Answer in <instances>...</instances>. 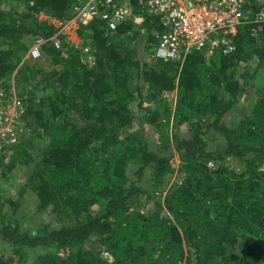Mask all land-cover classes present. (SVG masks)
<instances>
[{"label": "trees", "instance_id": "trees-1", "mask_svg": "<svg viewBox=\"0 0 264 264\" xmlns=\"http://www.w3.org/2000/svg\"><path fill=\"white\" fill-rule=\"evenodd\" d=\"M134 2L142 25L79 23L88 64L51 42L28 54L70 0H0V87L14 75L32 128L0 178L29 169L41 214L26 227L0 201V264H264V0H248L233 52L177 61L150 60L162 25Z\"/></svg>", "mask_w": 264, "mask_h": 264}, {"label": "built area", "instance_id": "built-area-1", "mask_svg": "<svg viewBox=\"0 0 264 264\" xmlns=\"http://www.w3.org/2000/svg\"><path fill=\"white\" fill-rule=\"evenodd\" d=\"M139 1L149 13L158 16L162 25V29L154 33L156 45L150 53L151 61L184 60L194 49L208 53L233 52L235 36L247 18L248 0ZM70 3L71 19L53 36H39L28 52L31 57L40 58L42 45L51 42L57 49L73 46L79 50L84 63H93L91 45L74 36L79 23L98 19L104 21L109 30H115L129 20L137 25L146 21V15L136 12L134 0H70ZM255 16L256 20H264V10ZM26 111L27 103L14 87H0V170L1 158H8L12 147L32 131ZM109 260H113L112 256Z\"/></svg>", "mask_w": 264, "mask_h": 264}, {"label": "rangeland", "instance_id": "rangeland-1", "mask_svg": "<svg viewBox=\"0 0 264 264\" xmlns=\"http://www.w3.org/2000/svg\"><path fill=\"white\" fill-rule=\"evenodd\" d=\"M77 38L79 40H83V38L80 36H77ZM9 83H11L10 86L14 87L17 91L14 75L10 77ZM167 96L170 100H172V103L176 101V91L168 93ZM243 109V105H239V110L237 112L240 113ZM136 111H138V109ZM141 114L143 115L142 111ZM134 130L140 133L145 132V134H147V137L150 140L151 146L156 147V143L158 142V134L154 126L149 124L141 125L140 122H135L133 126L127 127L126 132H131ZM175 159L176 165H178L179 160L176 153ZM28 175L29 169L18 168L16 170H13L12 174H10L9 176L0 178V201L3 204V207L6 208V211L8 213H11L12 220L17 219L20 222L25 223L26 227H36L37 223L40 222L41 214L37 212L36 196L26 184L27 179L29 177ZM180 178V173L178 171L174 172L173 175H171L168 179V185H171L173 182L179 180ZM167 188L168 186L166 187V189ZM151 207H153V202L148 201L146 203V208ZM34 221H36L35 224ZM3 249H6V247L4 246V243L0 242V253ZM104 256L110 259V255L108 253L105 252Z\"/></svg>", "mask_w": 264, "mask_h": 264}]
</instances>
